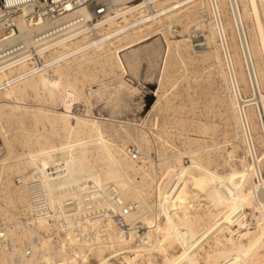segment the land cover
Masks as SVG:
<instances>
[{
    "label": "bare ground",
    "instance_id": "obj_1",
    "mask_svg": "<svg viewBox=\"0 0 264 264\" xmlns=\"http://www.w3.org/2000/svg\"><path fill=\"white\" fill-rule=\"evenodd\" d=\"M112 2L115 11L104 17L96 18L90 9L80 8L76 12L80 17L78 27L68 36L53 40L43 69L28 62L0 64V118L21 120L30 114L36 121L44 118L53 125L56 118L49 116V111L42 107L27 109L19 95H39L45 89L74 95L76 81L89 76L90 64L127 72L122 54L130 50L139 58L135 47L160 33L165 37L179 34L185 14L178 15L188 10L186 16L195 18L194 32L198 29L204 33V44H193L199 40H193L190 31L188 37L181 35L172 42L187 46L192 41L194 48L209 45L214 49L213 57L232 92L235 136L226 142L233 148L240 145L244 160L240 168L233 164L225 175L218 168L210 170L208 161L195 150L171 156L162 153V161H170L156 177L150 172L153 164L149 157L137 151L139 145L135 148L125 143L119 149L126 161L124 168L114 163L83 176L64 179L63 174L59 183L53 182L54 171L49 178L52 181L46 182L42 173L46 170L41 164L37 165L41 171L36 170L32 162L33 169L29 167L15 181L21 187V213L26 221L20 217L0 224L1 264H92L91 258L96 264H264V0H139L128 5L127 10L134 8L131 11L118 9L126 0ZM151 3L156 12L147 17L146 8ZM226 15H230L229 21ZM19 28L21 36L28 37L23 16L19 17ZM236 45H240L248 65L251 86L259 88L252 100L245 101L239 93L240 81L246 79L235 67L242 64L238 50L234 55L231 52ZM257 56L260 61L256 62ZM61 119L65 127L76 132L83 127L99 130L98 120L77 116L65 108ZM3 129L7 133L0 124L4 136ZM114 132L122 134L120 130ZM108 144L109 151L117 148ZM233 153L234 149L229 157ZM185 155L193 161L191 164L184 163ZM34 180L37 182L33 184ZM39 188L42 194H38ZM51 193L60 206L51 202ZM43 205L46 208H41ZM129 206L131 210L125 214ZM248 210L255 218L252 221L247 220Z\"/></svg>",
    "mask_w": 264,
    "mask_h": 264
},
{
    "label": "rangeland",
    "instance_id": "obj_2",
    "mask_svg": "<svg viewBox=\"0 0 264 264\" xmlns=\"http://www.w3.org/2000/svg\"><path fill=\"white\" fill-rule=\"evenodd\" d=\"M188 12L187 10L178 15L185 14L180 33L166 35L170 43L165 34L160 33L134 48L139 51V58L134 55V51L124 52L122 56L127 72L112 71L109 67H101L99 63L90 64L89 76H80L79 81H76L74 95L69 92L63 96L62 90L50 93L46 89L39 95H19L21 104L27 109L45 108L51 114L49 116L56 118V122L51 125L44 118L36 121L30 114H25L21 120L9 121L4 116L0 118V124L7 130V133L2 130L4 136L0 132V224L24 217L21 215L24 204L20 202L18 190L21 187L18 188L15 181L26 169H33L32 162L35 163L36 170L41 171L38 164L46 170H42L46 182L54 171L53 182L59 183L58 178L63 174L64 179L75 174L83 176L84 173L105 169L114 163L124 168L126 161L119 149L127 143L129 147L139 145L137 151L149 157L148 160L153 164L150 172L156 177L161 175L170 161H162V153L171 156L179 151L187 153L195 150L201 159L208 161L210 170L218 168L225 175L231 172L233 164L241 167V160H244L242 147L234 145L233 148V145L226 142L232 141L235 136V120L230 105L232 92L213 57L214 49L206 44L194 48L192 41L187 46H178L172 42L181 35L188 37L191 32L194 35L192 39L199 40L193 44H204L205 36L198 29L194 32L195 18L187 17ZM201 18L204 20L206 16L201 15ZM225 18L229 21L230 15ZM229 33L231 36L230 30ZM235 43H239L237 38ZM239 46L231 48L233 55L237 49L242 58L241 66L235 67L246 79L245 82L240 81L239 93L244 100H252L258 96L259 88L251 86L248 65L245 64ZM259 59L257 56L255 61H260ZM262 90L264 91V80ZM64 108L77 116L98 120L101 130L98 132L94 128L87 130L83 127L76 132L70 126L65 127L61 119ZM114 130H120L122 134H114ZM108 142L115 144L117 148L109 151ZM43 147L49 150L48 154V150L45 151ZM233 149V156L229 157V152ZM192 162L187 155L184 156L186 165ZM140 180L138 176L137 181ZM145 188L149 191V184ZM150 193L153 194V191ZM51 194V202H58L55 194ZM251 219L255 218L252 211L248 210L247 220ZM41 233L45 235L44 231ZM53 237L57 239L55 235ZM91 263L96 264V260L91 258Z\"/></svg>",
    "mask_w": 264,
    "mask_h": 264
},
{
    "label": "built area",
    "instance_id": "obj_3",
    "mask_svg": "<svg viewBox=\"0 0 264 264\" xmlns=\"http://www.w3.org/2000/svg\"><path fill=\"white\" fill-rule=\"evenodd\" d=\"M138 1L126 0L118 9L127 10L130 3ZM84 7L90 9L96 18L108 16L115 11L112 0H0V64L8 62L18 65L28 62L32 67L43 69L47 64L45 54L48 53V47L54 39L68 36L78 27L80 17L76 12ZM131 10L134 8L127 11ZM155 12L154 4L151 3L145 15L148 17ZM21 16L28 25V37L21 36ZM131 152H135V149L132 148ZM37 191L42 194L40 188ZM129 207L124 209L125 214L131 210L132 206ZM21 218L26 221L25 216ZM0 239H3L1 231ZM29 252L30 249L27 254Z\"/></svg>",
    "mask_w": 264,
    "mask_h": 264
}]
</instances>
